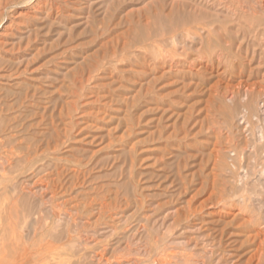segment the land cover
<instances>
[{
	"label": "rangeland",
	"instance_id": "obj_1",
	"mask_svg": "<svg viewBox=\"0 0 264 264\" xmlns=\"http://www.w3.org/2000/svg\"><path fill=\"white\" fill-rule=\"evenodd\" d=\"M0 76L7 264H264V0H0Z\"/></svg>",
	"mask_w": 264,
	"mask_h": 264
},
{
	"label": "bare ground",
	"instance_id": "obj_2",
	"mask_svg": "<svg viewBox=\"0 0 264 264\" xmlns=\"http://www.w3.org/2000/svg\"><path fill=\"white\" fill-rule=\"evenodd\" d=\"M242 5V4H241ZM255 5V4H254ZM261 7V6H260ZM257 9V8H256ZM261 9V8H260ZM253 12V11H252ZM255 12V11H254ZM174 16H172V18H173ZM177 17V16H176ZM157 18V23H156V28H155V30H156V32H157V35H159V36H166V38H165V41L166 40H170L171 38V41L173 42V43H175V40H176V38H177V35L180 33V32H178V29L181 27L182 28V26L183 25H185V24H183V22H185V21H183V22H180V20H178V21H172V20H168V21H166L167 23H166V25L163 27L162 25H163V23H165L164 21H162V19H160V17H156ZM171 18V19H172ZM175 18V17H174ZM173 18V19H174ZM178 18H179V16H178ZM176 19V18H175ZM183 19V18H182ZM199 23V22H198ZM201 25V24H200ZM200 29V28H199ZM202 30V29H201ZM209 33V32H208ZM210 35V34H209ZM160 40H162V39H160ZM163 40H164V38H163ZM162 40V42H164ZM196 40V39H195ZM216 41V40H215ZM202 42V41H201ZM171 43V42H170ZM224 43V42H223ZM168 44V43H167ZM198 44L201 46V47H199V48H196L195 50H196V53L198 52L199 54H202V53H204L205 52V49H207V45H206V43H205V45L204 44H202V43H200V42H198ZM187 46V45H186ZM223 47V48H222ZM222 47L220 48V50L219 51H222V49H224L225 48V45H222ZM226 47H228V46H226ZM204 51V52H203ZM221 54H222V52H221ZM220 54V55H221ZM173 59V58H172ZM170 61V60H169ZM174 61V60H173ZM176 61V60H175ZM172 63V62H171ZM1 77V76H0ZM246 87V86H245ZM242 117V116H241ZM244 118V117H243ZM240 120V119H239ZM242 121V120H241ZM11 122V121H10ZM245 122V121H244ZM25 154V153H24ZM25 156V155H24ZM26 158H28V160H29V158L30 157H28V155L26 156ZM33 158V157H32ZM23 167V166H22ZM245 176V175H244ZM55 189V188H54ZM31 193V192H30ZM45 195V194H44ZM30 202V201H29ZM26 204V203H25ZM30 204V203H29ZM27 205H28V203H27ZM27 205H24V206H27ZM22 207V206H21ZM23 208H25V207H23ZM35 210V209H34ZM10 212H12V211H10ZM14 214V213H13ZM26 215V214H25ZM31 216H33V215H31ZM5 233H6V230H5ZM5 233H4V235H5ZM14 242V241H13ZM14 244H15V242H14ZM5 247V246H4ZM7 248V247H6ZM136 250V249H135ZM14 253V252H13ZM100 254V253H99ZM162 254V253H161ZM170 254L172 255V256H174L175 255V253H173V252H170ZM24 256H26V254H25V252L24 251H22V252H18L17 253V258L18 257H24ZM162 256V255H161ZM159 257V256H158ZM151 259V258H150ZM153 259V258H152ZM29 260V259H28ZM104 260V259H103ZM130 260V259H129ZM192 260V259H191ZM106 261V260H105ZM108 261V260H107ZM131 261V260H130ZM145 261H147V260H145ZM164 261V260H163ZM182 261V260H181ZM103 262V261H102ZM154 262V261H153ZM158 262V261H157ZM109 263V262H108ZM155 263H156V261H155ZM158 263H160V262H158ZM11 264H27V262H22V263H17V260H16V262H11ZM75 264V263H74ZM77 264V263H76ZM113 264V263H112ZM170 264V263H169Z\"/></svg>",
	"mask_w": 264,
	"mask_h": 264
},
{
	"label": "crops",
	"instance_id": "obj_3",
	"mask_svg": "<svg viewBox=\"0 0 264 264\" xmlns=\"http://www.w3.org/2000/svg\"><path fill=\"white\" fill-rule=\"evenodd\" d=\"M7 260V259H6ZM7 261H5L4 259L2 260V259H0V264H7L6 263Z\"/></svg>",
	"mask_w": 264,
	"mask_h": 264
}]
</instances>
